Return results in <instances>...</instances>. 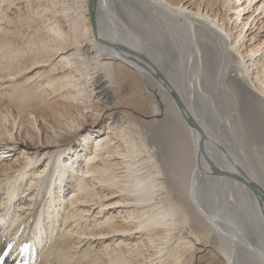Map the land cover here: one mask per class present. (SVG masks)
Masks as SVG:
<instances>
[{
	"label": "bare ground",
	"instance_id": "bare-ground-1",
	"mask_svg": "<svg viewBox=\"0 0 264 264\" xmlns=\"http://www.w3.org/2000/svg\"><path fill=\"white\" fill-rule=\"evenodd\" d=\"M132 2L95 0L92 23L90 0H0V78L19 76L11 92L0 85V139L12 138L15 114L29 145L39 130L67 147L43 152L41 171L36 153L0 166L16 173L0 179V264H264V39L245 48L241 36L264 17V0ZM120 85L151 114L160 109L148 88L157 90L163 121L122 108ZM80 95L103 105L93 123L109 111L106 131L87 139L92 152L67 146ZM109 195L119 198L96 213L116 205L124 220L113 211L89 220L87 203ZM76 232L89 247L74 252Z\"/></svg>",
	"mask_w": 264,
	"mask_h": 264
},
{
	"label": "rangeland",
	"instance_id": "rangeland-1",
	"mask_svg": "<svg viewBox=\"0 0 264 264\" xmlns=\"http://www.w3.org/2000/svg\"><path fill=\"white\" fill-rule=\"evenodd\" d=\"M132 1H133L131 3L132 6H134V7L137 6V2H136L137 0H132ZM232 1H234V0H232ZM241 2H242V0H241ZM245 2H246V0L245 1L243 0V3H245ZM255 14H256V12L254 13V15ZM259 17L260 16H258V19L255 20V22L250 27L246 25V27L244 26V28H243L244 30H243L241 36L242 35L245 36L244 40H243V44H244L245 48L248 47L249 45H254V44H256V43H258L264 39V17H261V18H259ZM244 20L245 19H243V21ZM243 21H240L241 22L240 25H242ZM228 25H234V22L231 20L230 21L228 20ZM125 26L127 28H130L128 23H125ZM134 28L138 32V27H134ZM236 34L237 33H235V35ZM92 54H93V52H92ZM60 57H61L60 54H55V56L51 59V62L54 61V58H55V60H57ZM258 57H256V58H258ZM48 64H41V63L37 64V67L34 69H36V70L39 69V70L44 71V70H46V68L47 69L49 68V65H52L55 63H50L49 65ZM59 64H62V63L60 62ZM61 66H66V63L63 62V64ZM30 70H33V69H30ZM30 70H29L28 74H31ZM18 77L19 76L0 78V85L4 86L1 88V90H5V91L8 90L11 92L15 83L18 81V79H17ZM148 89L154 95V97L156 99V103L160 109V111L158 113H152L151 114L150 112H148L149 109L147 108L146 103H142V102L141 103L144 105H142L141 103L138 104L139 110L137 108H135V106L133 105V104H135V102H134L135 99L131 98V94L128 91L129 89L121 88V85H120L118 88V94H119V96H121V98H120V101L122 103L121 106L125 110L131 111L141 121L142 120L143 121H152L153 120L154 122L160 123L164 119L165 108H166L167 104L165 101H163L161 99L157 90L152 89L151 87H149ZM84 93L85 92H82L81 94H84ZM54 94L49 96V98H51L50 100H53L54 98L57 99V96ZM93 95H94V93H93ZM80 96H81V99H77L76 103L79 104L78 110L81 113L77 114V118H76L75 122L73 123V126L70 129H67V132L65 133L71 137L67 143V146H73V148L78 146V149H79V148H81L80 145L83 144L84 146L86 145L87 147H90L91 149H89V152H92L94 149L93 145L90 144L88 146L87 145L88 144L87 139L93 138V140H94L95 139L94 135H99L101 132L106 131L105 126L109 122L108 121L109 111H106L105 113L103 111L102 112L103 114L100 115L99 120L93 123L94 117H96V114L98 112L97 110H101V111L104 110L102 108L103 105H102L100 99H97V100H99L98 104L91 105L92 100H95V98L90 100V98L86 99L84 95H80ZM82 102H86V105H90L91 107L89 106V107H86L84 109H80V107L84 105ZM80 104H82V105L80 106ZM14 116H15V118L10 116L11 120L14 123L13 128H12V138L9 140L0 139V166H3V167L7 166L8 167L9 165H13L15 163L13 160L18 158L19 156H21V154H25L26 157H30L36 153V154H38V157L35 158V160H33V161H35V163H33V166H31V168H32V170L37 168L38 171H41L46 164V157H47V155L44 156L45 154L41 155L43 152H50L52 150H56L57 148H67L65 145H64L65 147L64 146H58V145H52L51 146L48 141L42 142V134L37 129H36L37 134H38L37 143H35L33 145H29L28 140L25 139L19 132V129H20L19 124H18L19 117L15 114H14ZM30 117L33 119L32 115H30ZM43 122L48 127L50 126V123H48L47 121H43ZM156 124H158V123H156ZM9 127H11V126H9ZM63 128H65V127H63ZM131 137L132 136H130V138ZM82 138L86 139V141L84 143H83ZM114 141H117L116 142L117 145L122 143L121 140L117 139V137L115 138ZM121 145H123V144H121ZM123 147H124V145H123ZM23 150H25V151L23 152ZM26 152H27V154H26ZM69 154H67V156ZM74 169H77V167L75 166ZM3 173H4V175H5V173L8 175L10 173H14V171L12 169H7V171H5V172L0 171V179L3 177ZM14 174H16V173H14ZM27 178H30V172L27 173ZM24 184H25V181L22 182L20 187L21 188L24 187ZM97 184L98 183L96 182L95 185H97ZM203 189L209 190L208 188H203ZM69 190H71V188ZM4 191H5L4 189H0V201L3 198V196L5 195ZM93 191L96 192L97 189L95 188V189H93ZM213 192H215V194L209 196V198H214V197H216V199L218 198V201L216 203H219L221 200L227 199L225 192H222L221 194H219L218 192L216 193V191H213ZM20 196H21V198L19 197L18 199H15V201L11 203L12 204V205H10L11 207L9 206L11 209V212H14V209L16 210V208H17L16 205L19 202H24L25 198L27 197L25 195H20ZM69 197H70V194L67 196H64V200H63L64 202L62 201L63 205L61 204V207H60V215H62V213L64 214V211L66 210L65 206L68 205ZM117 198H119L117 195H111V196L109 195V196L101 198V199L97 198L94 201H91L90 203L88 202L87 204H89V205H87L86 207L89 208V212L87 213L88 214L87 217L90 218L89 220H92L93 216H94V218H98L99 216L101 217L105 212H109V211H113V214H115L117 212L116 208L118 207L116 205H108L101 212L100 211H99V213H96V212L99 209L97 207H98L100 201H102L103 203H110ZM119 207H121V206H119ZM120 209H123V208H120ZM114 210H116V211H114ZM19 212H21V211H19ZM122 215H123V213L117 214V216L119 218L118 220H120V219L124 220V217H120ZM11 217H13V215H10L9 218H11ZM60 223H62L61 217L59 218V222L57 224L60 225ZM74 230H78L79 232L81 231V229L79 230L78 227H77V229L75 228ZM1 232H4V228L1 229ZM133 232L134 231L127 232L128 234L130 233L129 235H131V238H135L136 236H139L138 233H133ZM80 235H81V233L79 234L78 232L73 234V241L77 242V243H74V245L77 247H71V250H73L74 252H77L79 250L81 251V250L89 247V245H87L88 243L86 242L88 239L87 238L83 239V237L82 236L80 237ZM120 235H122V233H119L118 235L115 234L114 236H111V234H110V235L106 236V238H104V239H105V241L111 240L112 238L115 239L116 237H118ZM17 239H20V235L17 236ZM90 239H91V241H93L94 246H96V245L98 246L101 241H104V239H102L98 243L97 240L96 241L94 240V238H90ZM140 247H142V246H140ZM143 251L144 250H142V253H145V251L144 252ZM37 253H38V251L35 252V255H37ZM242 262L246 263V261H244L242 259L241 263H239V264H242ZM140 264H150V262H148V260H145V261H143V263L141 262Z\"/></svg>",
	"mask_w": 264,
	"mask_h": 264
},
{
	"label": "water",
	"instance_id": "water-1",
	"mask_svg": "<svg viewBox=\"0 0 264 264\" xmlns=\"http://www.w3.org/2000/svg\"><path fill=\"white\" fill-rule=\"evenodd\" d=\"M90 5H91V14H90L91 21H92V23H95V16L93 14L94 13V9H95V0H90ZM100 41H102L103 43H106V44H108V45H110V46H112V47H114L116 49H119L121 47L118 44H113V43H110L108 41H104V40H101V39H100ZM175 101H176V103H177V105H178V107H179L184 119L188 123V125L191 126L194 130H198L199 127H198L197 123L191 118L189 113H187V111L185 110L182 102L176 96H175Z\"/></svg>",
	"mask_w": 264,
	"mask_h": 264
}]
</instances>
